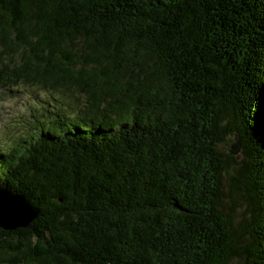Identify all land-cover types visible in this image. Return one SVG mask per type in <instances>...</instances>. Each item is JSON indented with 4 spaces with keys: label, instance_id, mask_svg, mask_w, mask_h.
Masks as SVG:
<instances>
[{
    "label": "trees",
    "instance_id": "trees-1",
    "mask_svg": "<svg viewBox=\"0 0 264 264\" xmlns=\"http://www.w3.org/2000/svg\"><path fill=\"white\" fill-rule=\"evenodd\" d=\"M20 79L61 101L0 145V264H264V0H0Z\"/></svg>",
    "mask_w": 264,
    "mask_h": 264
},
{
    "label": "rangeland",
    "instance_id": "rangeland-1",
    "mask_svg": "<svg viewBox=\"0 0 264 264\" xmlns=\"http://www.w3.org/2000/svg\"><path fill=\"white\" fill-rule=\"evenodd\" d=\"M54 97L61 101L59 92L44 90L36 84H29L22 79L16 81L0 82V145L11 144L18 141L19 137H24L27 133H35L31 130L35 127V117H39L41 112L46 108V101L52 102L50 97ZM66 102L71 105L75 103L77 97V105L84 103V97L76 95H64ZM54 101V100H53ZM69 108L64 106L63 112L59 114L63 117H70ZM66 116H64V114ZM78 114L76 119H80ZM30 130L29 132H27ZM28 134V135H29ZM230 143H224L223 149H229ZM5 197V196H4Z\"/></svg>",
    "mask_w": 264,
    "mask_h": 264
},
{
    "label": "water",
    "instance_id": "water-1",
    "mask_svg": "<svg viewBox=\"0 0 264 264\" xmlns=\"http://www.w3.org/2000/svg\"><path fill=\"white\" fill-rule=\"evenodd\" d=\"M238 143H235L231 146V152L237 153L239 151L238 149ZM4 195V199H7L13 206H10L11 204H8V208H12L16 210L18 213L12 214L13 218L8 217L9 214H7V211L5 206L2 204L0 205V227L4 229H15L17 227H23L27 225V223L32 220L34 217H36L35 210L31 208L29 205L25 203L24 200H21L17 197L9 196L6 193H0V196ZM26 212V213H25ZM25 213V214H24ZM15 215V216H14Z\"/></svg>",
    "mask_w": 264,
    "mask_h": 264
},
{
    "label": "bare ground",
    "instance_id": "bare-ground-1",
    "mask_svg": "<svg viewBox=\"0 0 264 264\" xmlns=\"http://www.w3.org/2000/svg\"><path fill=\"white\" fill-rule=\"evenodd\" d=\"M1 204L3 206H5V208H7L6 211H7V214H9L8 217L13 218V215L12 214H16V213L20 212V211L17 212L16 210L12 209L13 207L12 208L11 207L8 208V204H11V203L7 199H4V197H2V196H0V205ZM10 206H13V205L11 204Z\"/></svg>",
    "mask_w": 264,
    "mask_h": 264
}]
</instances>
